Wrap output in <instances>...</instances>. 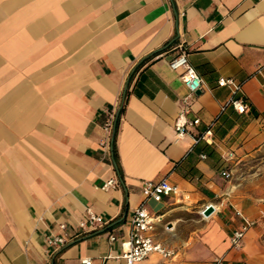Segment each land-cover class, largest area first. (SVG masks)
<instances>
[{
	"label": "crops",
	"instance_id": "obj_1",
	"mask_svg": "<svg viewBox=\"0 0 264 264\" xmlns=\"http://www.w3.org/2000/svg\"><path fill=\"white\" fill-rule=\"evenodd\" d=\"M182 52L204 84L185 117L200 123L179 136L187 89L170 60ZM263 63L264 0H0V264H127L142 185L163 176L182 195L147 206L176 253L136 264H264ZM239 95L247 112L224 108ZM108 111L116 154L102 145ZM88 209L105 223L76 236ZM245 217L257 222L234 246Z\"/></svg>",
	"mask_w": 264,
	"mask_h": 264
},
{
	"label": "built area",
	"instance_id": "obj_2",
	"mask_svg": "<svg viewBox=\"0 0 264 264\" xmlns=\"http://www.w3.org/2000/svg\"><path fill=\"white\" fill-rule=\"evenodd\" d=\"M171 68L178 70L183 69V80L187 89V93L183 97V106L181 109V114L179 119L176 122V130L179 136H183L188 132V124H199L200 118H195L189 120L186 117L188 113L192 110V102L197 95V92L202 89L204 80L197 69L190 64L188 60V55L185 52L177 55L176 57L170 60ZM264 71V63L260 64L256 70L257 73H262ZM219 85L221 86H230L235 93H237L241 88L242 84L238 82L233 77H221L219 79ZM232 105L238 112L244 113L250 109V104L247 101L246 97L243 95L232 97L224 106ZM117 122V113L115 111H108L105 122L104 129L107 133V137L102 140V145L105 149H109L113 146L115 127ZM212 134L211 127L197 137L196 141L201 139H207V136ZM112 145V146H111ZM233 154L230 153L228 157H232ZM202 157H206L205 154ZM223 176L227 179L232 178V170L224 169L222 172ZM118 184L117 177L109 179L105 184L104 188L108 189L111 186H116ZM143 200L135 208L132 218L131 225L128 233V237L123 242V255L122 257L126 260L127 264H136L139 261L146 259L151 253L158 252L163 257L173 258L175 256V250L167 246L163 241H161L157 234V224L159 222V216L152 213L148 206L147 202L150 199L155 201H162L165 197L171 195H182V191L178 186L173 185L169 182L167 176H163L158 180H145L142 185ZM218 210V204L216 202L206 203L203 208L200 210V214L207 218L212 213ZM256 219H251L248 217L244 218V223L242 226L233 232L231 237V242L234 246H239L241 244L242 238L246 231L256 224ZM105 223L104 218L88 209L87 218L81 220L78 224L79 231L76 236H82L90 231L92 228H95L98 225H103ZM61 229L66 230V224H61ZM165 228L170 231L173 229L171 224H166ZM112 239H115L112 236ZM46 241L51 246H61L67 243V238L64 234H54L50 233L46 235ZM78 264H94L93 259L90 257L84 258ZM214 264H224L223 259H217Z\"/></svg>",
	"mask_w": 264,
	"mask_h": 264
},
{
	"label": "trees",
	"instance_id": "obj_3",
	"mask_svg": "<svg viewBox=\"0 0 264 264\" xmlns=\"http://www.w3.org/2000/svg\"><path fill=\"white\" fill-rule=\"evenodd\" d=\"M118 121H119V117H118V119H117V122H116V127H115V135H116V133H117V128H118ZM116 138V137H115ZM114 147V150H115V154H116V140L114 141V145H113Z\"/></svg>",
	"mask_w": 264,
	"mask_h": 264
},
{
	"label": "rangeland",
	"instance_id": "obj_4",
	"mask_svg": "<svg viewBox=\"0 0 264 264\" xmlns=\"http://www.w3.org/2000/svg\"><path fill=\"white\" fill-rule=\"evenodd\" d=\"M261 162V159L256 158V161L254 162V164H259ZM244 170V169H243Z\"/></svg>",
	"mask_w": 264,
	"mask_h": 264
},
{
	"label": "water",
	"instance_id": "obj_5",
	"mask_svg": "<svg viewBox=\"0 0 264 264\" xmlns=\"http://www.w3.org/2000/svg\"><path fill=\"white\" fill-rule=\"evenodd\" d=\"M201 90H199L197 93H199Z\"/></svg>",
	"mask_w": 264,
	"mask_h": 264
}]
</instances>
